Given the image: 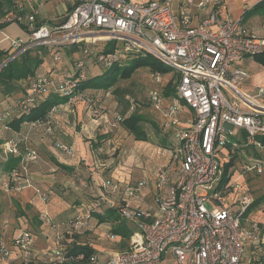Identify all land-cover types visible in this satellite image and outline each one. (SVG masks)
<instances>
[{"label": "built area", "instance_id": "obj_1", "mask_svg": "<svg viewBox=\"0 0 264 264\" xmlns=\"http://www.w3.org/2000/svg\"><path fill=\"white\" fill-rule=\"evenodd\" d=\"M181 3L175 11L173 0H74L60 24L37 23L38 10L28 11L24 3H18L1 22L26 27L30 39L15 40L10 57L2 64L37 47L55 51L54 59L58 60V51L66 46L79 47L89 56L94 48L100 51L99 44L113 43L117 50L114 54H97L105 68L119 60L118 53L142 52L172 68L179 80L170 109L163 108V99L157 92H150V97L155 108L169 119L168 126L175 128L174 158L180 164L176 178L171 180L170 165L157 170L156 193L148 207L129 204L130 199L138 198L149 186L147 180L126 186L125 205L119 209V215L132 222L135 231L129 249L108 254L105 264H161L168 256L175 264H264V224L253 216L254 199L237 197L233 203L228 200L234 191L230 181L235 173L239 172L240 177L264 173V159L251 154L264 151V86L252 95L241 91L250 78L242 63L264 53V38L247 33L242 19L228 17L219 23L218 10L213 8L217 0H182ZM195 7L208 12V17L197 25H193L191 12ZM155 78L160 82L158 72ZM53 85L52 80L39 78L31 85L26 105ZM75 87L68 80L63 90L71 92ZM79 99L73 97L70 101L75 103ZM24 106L21 102L15 105ZM182 107L192 113L187 128L177 126L175 115ZM230 137L235 140L231 141ZM57 148L72 153L67 145L57 144ZM224 150L229 156L228 163L232 160L234 165L240 160L242 163L234 173L231 171L234 165L229 168L230 181L221 186L228 164L223 165L220 160ZM5 153L19 155L18 144L7 143ZM38 160L35 151L26 153V175L28 164ZM10 180L15 186L10 188V181H6L3 188L7 193L11 189L21 192L31 186L28 178L22 180L17 173ZM104 186L110 192L120 188L112 181ZM36 192L46 201V195ZM43 219L53 225L49 213ZM84 225L77 222L74 228L79 230ZM105 236L114 238L111 232ZM58 240L56 248L48 253L49 261L63 264L67 258ZM15 244L28 261L34 246L33 236L22 232L15 237ZM0 251L5 258L11 255L5 242L0 243Z\"/></svg>", "mask_w": 264, "mask_h": 264}, {"label": "crops", "instance_id": "obj_2", "mask_svg": "<svg viewBox=\"0 0 264 264\" xmlns=\"http://www.w3.org/2000/svg\"><path fill=\"white\" fill-rule=\"evenodd\" d=\"M14 1V7L16 4L23 3L22 1H24L28 11H32L33 9L38 10L37 23L47 22L50 24L62 23L65 20L67 11L74 4V0ZM134 1L147 2L150 0ZM218 1L220 4L213 6V8L218 10L219 23H222L228 17L242 19L243 28L247 33L264 37V4L256 7L263 0ZM181 2L182 0H173L175 11L178 10L182 4ZM7 10L5 9V11ZM10 11L13 10L11 9L7 12ZM191 12L193 14V25L199 24L208 17V12H200L196 7L192 8ZM10 50L8 51L10 52ZM49 60V58L45 60V63L38 70L37 75L52 70L55 75L61 76L73 68V64L68 60L65 62L53 61L52 63ZM98 92L97 96L100 97L103 95L102 103L107 109L106 115L102 118H93L87 102L80 101L76 105H69L68 103L60 104L52 116L51 126L49 128L34 124H27L24 127V137L28 139L31 145L39 150L42 164H37L34 166V169H30V173L27 176L31 186L25 188L21 193L8 194L3 190L7 176L1 171L3 157L0 151V232L3 231L4 237L6 240H9L11 246L12 239L16 235L28 230L34 234L35 252L39 255H44L46 253L44 250L48 247V240L52 239V232L44 225L45 221L43 220L42 213L45 211L48 212L56 224L66 226L63 231L68 230L69 219L76 215H86L88 212L85 204L87 200L86 198L83 200L84 197L81 196L84 195L80 190L85 184L84 179L88 181L90 176H92V180L97 181L101 186V189L98 190L97 198L99 200L97 203L104 204L105 202L108 205L111 202L110 205L103 206V211L107 213L108 209L117 207L118 204H115L108 196V194L112 193L107 192L103 188V184L106 180H113L114 182L117 181L120 183L119 181L121 179H117L116 177L103 178L100 169L101 166L104 167V163L107 161L99 160L97 153L92 150L90 145V141L95 140L100 135L107 133L113 134L107 140L106 144L120 143L124 147L128 145L134 153H137L136 155L142 156L145 160L142 167L137 169V174L138 176H144L143 178L148 180L149 186L138 198L130 200L129 203L132 206L148 207L153 204V197L156 193L154 185L159 167L170 165L171 180H175L180 164L174 158L176 149V142L174 141L175 128L168 126L167 123H169V120L166 123L167 120L157 118L155 120L157 122V130L151 125H146L145 131L148 135V141H138L133 134L127 131L113 129L114 127L111 124L115 121L116 116L119 115V104L117 100L108 97L109 95L101 91ZM12 98L15 100V97ZM13 100L10 101L8 98H3L0 95V102H2L0 105L6 104L7 101L12 102ZM171 104L172 101H166V106ZM175 116L178 119L179 123L177 126L179 128H187L192 120V113L186 107L180 108ZM153 132L158 143L152 141ZM53 141H56L57 144H64L71 147L72 153L67 154L62 152L57 148V145L55 147L52 144ZM151 161H155V166L151 165ZM57 163L63 164L68 168L62 169ZM127 182L131 183L130 181ZM94 185L96 186V184ZM38 187L50 193V201L48 204L40 201L38 195H36L35 191ZM115 194L122 201V194L117 192L113 195ZM72 203H76L77 205L72 206L74 208L73 211L67 212V204L72 205ZM262 224H264V221ZM112 226L113 224L111 223L99 224L98 220L92 217L90 225L86 230L89 233V238H92L89 241L91 246L96 250L100 249L102 251V261L97 256V264H105L107 262V255L111 253L108 251L105 254L103 252L105 248H99L98 245L100 244H95L97 241L95 239L99 235L106 234ZM263 236L264 233L262 234ZM114 239L115 242H122L119 237ZM262 252H264V246H262ZM167 258L161 264H166L168 261ZM170 258L172 263L175 264L174 259L172 257ZM0 264H20L18 252L12 251L11 258L0 260Z\"/></svg>", "mask_w": 264, "mask_h": 264}, {"label": "trees", "instance_id": "obj_3", "mask_svg": "<svg viewBox=\"0 0 264 264\" xmlns=\"http://www.w3.org/2000/svg\"><path fill=\"white\" fill-rule=\"evenodd\" d=\"M217 2L220 4L218 0ZM263 4L264 0L261 1L256 7ZM14 5V0H0V29L10 25L9 23H2L1 21L5 16H7V14L12 12L7 11L11 9L14 10ZM5 9L8 10L5 11ZM22 27L27 30L26 27ZM72 47H74L77 51L82 52L79 47ZM98 48L100 53L103 52L106 54H114V52L117 51L116 46L113 43L99 44ZM42 49L46 51H41ZM97 51L98 50L94 48V50L90 52L89 56L81 53L78 58L74 57V52H69V56L72 58L70 63L73 64V68L61 76L55 75L52 70L44 74L37 75L38 70L48 58V55L46 54H48V52H52L53 54L55 53V51L46 47H38L27 50L20 56L8 62V64L0 70V95H2L3 98H8L10 101L13 100L12 97H15V100L12 102L7 101L6 104L0 105V150L3 157L1 171L7 176L6 181H10V188L15 186V183L10 180L13 173H17L22 180L28 178L25 171L27 164L24 162L25 155L28 151H35L39 155V160L41 158L39 150L31 145L28 139L24 137V127L27 124H34L49 128L51 126L52 116L57 111V107L60 104L68 103L69 105H76L80 101H85L90 106L91 116L93 118H102L106 115L107 109L102 103L103 95L100 97L97 96L99 93L98 91L106 94V92L113 89V93L117 97V102L119 104V115L116 116L115 121L111 125L115 127L117 124H119V127L115 130L121 129L127 131L130 134H133L138 141H148V135L145 131L146 125L153 126L155 130L158 129L156 124L157 122H155L157 118H163L164 120H167L166 123L168 122L169 119H167L160 110L155 108L150 97V92H157L163 99V108L170 109L172 104L166 106V101L171 102L175 97L176 85L178 83L179 76L175 73L174 78L177 81L176 85L173 80L169 81L168 83L166 81L167 85L165 88H162L165 86L162 77L163 75L169 74L174 70L164 65L152 55L144 52L130 53L128 55H122L118 53L120 57L119 60L111 67L105 68L97 59V54H99ZM9 57V51H0V65ZM254 59L264 66V53L255 56ZM61 60L62 57L60 55V58L55 61L59 62ZM81 63H83L82 67L80 66ZM99 69H102V72H99ZM140 69H147L150 71L154 82L160 85V88H151L147 95L144 94L147 105L146 112L139 110L136 105L131 103V101L126 98V96L120 94L119 92V83L121 81H130L132 84H134L136 77H139L141 73L148 74L147 72L139 73L138 70ZM96 71L98 73L91 76V74H93V72L96 73ZM136 72L138 73L133 78ZM157 72L161 76L160 82H157L155 78V74ZM101 73L103 78L102 81L93 82V78L100 75ZM81 75H84L85 78L80 79ZM39 78H48L54 82V85L49 86V88H47L43 94L37 95L35 97V101L32 104L26 105L25 100L30 95L31 85ZM68 80H72L76 84V87L71 92L63 90L64 83ZM127 92L131 94L129 91ZM123 93L125 94L126 92ZM73 97L80 99L75 103H71L70 100ZM17 102L24 103L25 106L22 108H16L15 105ZM1 103L2 102H0V104ZM95 110H97L99 113L95 114ZM112 135L113 134L107 133L98 136L95 140L90 141L92 150L97 153L99 160L105 158L103 157L105 155L110 158L112 154L115 153H110L111 145L106 144L107 140H109ZM174 141L177 142L176 140ZM9 142L18 144L19 155H7L5 153V145ZM57 165L62 169L68 168L67 166L60 163H57ZM233 165L234 160L225 166L221 186H225L229 183L230 177H228V171ZM27 169L29 174L30 169L28 167ZM108 181L111 180H106L105 183ZM103 188L105 189L104 185ZM3 190L5 191L4 188ZM11 190L12 191H10L8 194L22 192H17L13 189ZM36 190H39L41 193L47 196L46 201H43L35 191L42 202L47 204L50 199V193L42 191L39 188H36ZM124 205L125 201L122 199L121 203L118 204L117 207L113 209L110 208L108 209V212L105 213L103 211V206L97 204L96 206L92 207L86 215H76L75 217L71 218L69 221L70 224L68 225L70 229H68L65 233L66 236L64 242H61V246L64 248L65 257L67 258L63 264H97V250L92 247L89 242H78L80 235H84V232L88 229L92 217H95L99 224H113V226L107 232H111L114 238L119 237L121 238V241L129 238L131 231L125 227V220H123L119 215V209ZM254 206L255 205L253 203L251 206V211ZM45 213L46 211L42 213V216H44ZM54 222L55 221L52 219L53 225ZM77 222H83L85 225L81 229L75 230L74 225ZM260 223L262 224L263 222ZM2 232H0V243H6L10 254H12V251L18 252L20 264H54L49 261L47 252L44 253V255H39L37 252H35V238L31 231H23L30 233L34 239V246L31 250L28 261L23 259V252L15 244V237L17 235L12 239L11 246L9 240H6ZM10 258L11 255L7 258L3 257L2 252L0 251V260Z\"/></svg>", "mask_w": 264, "mask_h": 264}, {"label": "rangeland", "instance_id": "obj_4", "mask_svg": "<svg viewBox=\"0 0 264 264\" xmlns=\"http://www.w3.org/2000/svg\"><path fill=\"white\" fill-rule=\"evenodd\" d=\"M19 1H21V0H19ZM22 2L24 3V1H22ZM259 37H263V36H259ZM29 39H30V34L27 30H25L22 27V25H20L18 23L11 24V25L3 28V29H0V51H8L9 49H11L12 44L15 40H22V41L26 42ZM33 51H35V50H33ZM41 51H46V50L42 49ZM58 52L60 53V55L62 57L61 62L62 61L65 62L66 60L70 61L72 59L69 56V52H74L75 54L74 53L73 54H74L75 58H78L80 56V54L82 53L80 51H77L74 47H70V46L63 47ZM46 55H48L47 57L50 59L49 61L51 63L53 61L56 62L54 60V54L52 52H48V54H46ZM82 58H83V56H82ZM82 58H80V59H82ZM242 66L250 72L251 78L248 80V82L244 86L241 87V91L245 94H250V95L255 94L260 87L264 86V66L260 62L255 60L254 58L245 59L244 63H242ZM146 70L147 69L138 70L139 73L147 72L148 74L141 73L139 75V77H136L134 84H132V82H130V81H121L119 83L120 94L126 96V98H128L131 101V103L136 105V107L139 110H142L145 112L147 111V105H146V99H145L144 94L147 95V93L150 91L151 88H156V87L160 88V85L157 84L156 82H154L151 72L148 70L146 71ZM99 72H102V69H99ZM138 72H136L134 74L133 78L137 75ZM97 73H98L97 71H96V73L93 72V74H91V76L94 74H97ZM101 75H102V73L100 75L94 77L92 81L93 82H101L103 79ZM174 75H175L174 71L170 72L169 74L163 75L162 80H163V83L165 84V86L162 88L166 87V85H167L166 81L168 83L169 81L173 80L175 82V85H176L177 81L174 78ZM127 91H129L131 94H129ZM123 92H126V93L124 94ZM108 93H110V94H108ZM106 95H109L108 97H110V98L112 97L114 100H117V97L113 93V89L106 92ZM184 110H186V109H184ZM118 127H119V124H117L113 129H117ZM230 140L234 141L235 138L230 137ZM152 141L154 143L155 142L158 143V140H156L154 132L152 133ZM52 144L55 145V147L57 145L56 141H53ZM110 145H111L110 146V148H111L110 153H114V152L115 153L112 154V156L110 158H108L107 155L103 156L105 158H103L102 160H106L107 162L104 163L105 164L104 167L101 166V169H100L101 175L103 176L104 179H108L111 177H116L117 179H121L120 181L118 180L120 183H118L117 181L114 182L113 180H111V181L113 182V184L120 186L119 190L115 191L114 193L120 192L122 194V199H124L125 188L128 184H130L127 181L134 183L136 181L146 180L145 178H143L144 176H138V174H137V169L142 167V165L145 163V160L142 156L136 155L137 153H134L133 150L130 149V147L128 145L126 147L122 146V144H120V143H111ZM251 154H255V156L264 159V151L263 152H257V153L253 151ZM245 159L246 158L242 157V160H245ZM220 160L222 161L223 165H226L229 162V156L225 150L223 151L222 155H220ZM240 162L242 163L241 160H240ZM240 162H239V164H240ZM37 164H39V165L42 164V158H40V160L38 162H36L35 164H29L28 168L34 169V166H36ZM155 164H156L155 161H151V165L155 166ZM239 164L236 163L234 165V167L231 169L232 173H234L240 169ZM29 173H30V171H29ZM84 182H85V184L81 188L80 192L84 195V196H81V197H84V199L83 198L82 199L85 200V198H86V200H87V203H85V204L87 206L86 207L87 211H89L90 208H92L98 204L97 203L99 200V198H97L98 197V190L101 189V186H100V184H98L97 181L92 180V176L89 177L88 181L86 179H84ZM101 183H102V181H101ZM94 184H96V186ZM230 184L234 185V189H233L234 191L232 192L233 194L231 196H229V199H228V200H230L229 202L233 203V201L237 197H251V198H253L254 199V205H255L252 209L253 216H254L255 220L263 222L264 221V173L262 175L244 174L243 176L240 177V173L237 172L231 178ZM103 185H105V182ZM38 188L41 189L42 191H46L40 187H38ZM105 190L109 193H112V194H108V196L110 197V199L112 201L115 202V204L121 203V199H118L117 194L113 195L114 194L113 192H110L106 188H105ZM155 191H156V189H155ZM130 200H129V202H130ZM40 201H42V200L40 199ZM49 201H50V199H49ZM49 201L47 202V204L49 203ZM73 203H74V200H73ZM73 203H72V205L67 204V208H66L67 212H71L74 210V208L72 206L77 205V204L76 203L73 204ZM110 203L111 202H109L108 205H110ZM81 204H82V202H81ZM106 204L104 202V204H100V205L101 206H108ZM51 218L53 219L52 216H51ZM69 221H70V219H69ZM69 221H68V225L70 224ZM44 225L46 226L47 229L50 230V232H52V235H51L52 239L48 240L49 241L48 247H46V249L44 250L47 253H50L51 251H53L56 248V243H57L58 239H59L58 241L64 242L65 236H66L65 233L67 230L63 231V229H65L66 226H63L61 224L58 225V224H56V222H54V225H49L47 223H44ZM124 225L128 230L131 231L130 237L127 238L126 240H122V242H115L114 238H107L104 234V235L97 236V238L95 239V240H97L95 242V244L99 243L100 244V245H98L99 248H105V250L103 251L105 254H107L106 252H108V251H110V253L112 254L115 252H123V251L128 250L129 246L131 244V241H132V235L135 231V225L132 222H128V221H125ZM31 233L33 234V232H31ZM84 233H85L84 235H80L78 242L87 243L92 239V238H89L88 231H85ZM97 252H98L99 260L102 261V256H101L102 251L100 249H97ZM107 257H108V255H107ZM167 259H168V261L166 262V264H173L171 261V258L169 256Z\"/></svg>", "mask_w": 264, "mask_h": 264}, {"label": "water", "instance_id": "obj_5", "mask_svg": "<svg viewBox=\"0 0 264 264\" xmlns=\"http://www.w3.org/2000/svg\"><path fill=\"white\" fill-rule=\"evenodd\" d=\"M8 62H10V60H7L4 64H2L1 68H3L4 66H6L8 64Z\"/></svg>", "mask_w": 264, "mask_h": 264}]
</instances>
